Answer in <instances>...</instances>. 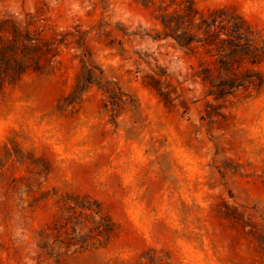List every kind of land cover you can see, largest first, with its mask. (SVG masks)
<instances>
[{"label":"rangeland","instance_id":"rangeland-1","mask_svg":"<svg viewBox=\"0 0 264 264\" xmlns=\"http://www.w3.org/2000/svg\"><path fill=\"white\" fill-rule=\"evenodd\" d=\"M190 6L264 39V0H0V264H264V84L209 95Z\"/></svg>","mask_w":264,"mask_h":264},{"label":"trees","instance_id":"trees-1","mask_svg":"<svg viewBox=\"0 0 264 264\" xmlns=\"http://www.w3.org/2000/svg\"><path fill=\"white\" fill-rule=\"evenodd\" d=\"M187 13L189 18L186 28L176 29L172 37L181 49L198 58L200 69L197 74L209 85L210 96L225 99L234 92L255 84V78L259 80V87L263 86V78L253 67L264 62V39L247 20L227 9L201 12L190 6ZM16 50L18 48L14 46L8 51L14 53ZM211 51L220 55V59L215 60L212 65L204 57ZM19 68L23 69L21 65ZM78 206L90 212L89 215L84 213L83 217L91 219L93 226L105 227L106 231L99 235L106 239L114 235L116 224L98 205ZM83 227L82 224H75L74 232L80 235L78 230ZM71 244L81 245L83 242Z\"/></svg>","mask_w":264,"mask_h":264}]
</instances>
